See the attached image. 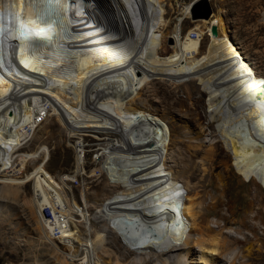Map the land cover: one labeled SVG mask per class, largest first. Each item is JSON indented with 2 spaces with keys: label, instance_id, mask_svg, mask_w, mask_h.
Segmentation results:
<instances>
[{
  "label": "rangeland",
  "instance_id": "rangeland-1",
  "mask_svg": "<svg viewBox=\"0 0 264 264\" xmlns=\"http://www.w3.org/2000/svg\"><path fill=\"white\" fill-rule=\"evenodd\" d=\"M52 1H30L31 8H34L33 11H36L40 17L38 18L41 19L39 21H45L44 25L52 29L53 40H56L52 44L48 42V47L44 48L47 52H44L43 56L54 62L57 60V64L51 63L55 69L51 67L49 70L54 71L52 73L54 78L62 79L65 75L69 77L73 75V78H76L74 77L77 74L75 69H78L80 64L77 61L78 54L70 48L71 46L65 45L63 40L72 43L78 32L71 26L72 24H69L70 17L66 13V8L60 7L61 0ZM190 1L162 0L157 4L156 0H153L143 19L146 43H152L158 53L161 51L159 56L163 58L174 50L173 47L176 44L174 31L179 29L184 39L189 37V33L195 36L193 33L195 29L199 33L197 39L200 40V49L203 53L212 36L209 25L216 17H219L228 36L235 42L240 52H243L242 55H245L244 58L249 63L254 79H258L264 88V0H210L208 4L211 16L209 18L203 17L200 10L192 11L194 6L196 7L195 4L189 6V12H187L189 14L182 16L181 7L186 6ZM203 19H210V23L208 21L204 23L201 21ZM217 25L214 35L217 34ZM105 33L111 40L112 35ZM81 37L85 38V36ZM9 68L8 57L0 51V78L7 77ZM209 68L203 70L206 71L204 76L213 74V70L211 73ZM49 71L45 73V76L52 77ZM125 75L119 99L126 101L134 97L137 101L144 102L147 96L149 106L163 108L166 104L175 110L168 113L175 115L174 118L179 126L176 129V141L172 148L163 151L170 163L178 165L182 157H187L190 162L198 165V172L201 174L207 177L213 174L210 181L203 184L194 177L187 185L183 178L176 180L178 185L180 184L181 191L183 189L180 195L189 198V200L182 198L181 201L192 204L195 211L200 210L197 212V217L202 216L197 219L196 224L190 222L187 226L181 227L187 230L188 233L185 235L190 236L187 239L190 251L192 246L195 250L198 249L197 241L200 239L203 240V246H211L212 237L216 235L219 238L218 245L221 250L224 249V245H229L230 251L234 249V256L236 252H239L243 263L264 264V132L263 135H257L247 128L241 131L229 128L239 117H236L237 111L231 106L230 97L227 96L229 93L225 92V88L217 92L220 97L219 104L211 99L209 90L213 89L215 79H213L214 82L211 80L209 85H204L199 79L201 76L196 73L188 77L185 75L187 78L185 76H182L185 78H176V80H170L167 77L148 81L145 79L142 89H139V86L129 82V76ZM154 88L157 89V94ZM69 95L74 102L76 99L74 94ZM161 99L162 102H160ZM43 106L47 108L49 104L45 102ZM221 106L225 110L234 109L232 115L235 120L223 118L218 108ZM5 111L4 117L9 115L8 108ZM42 117L41 111V115L35 118V124L38 125L34 128L37 131L34 128V131L31 130L32 135L26 136L24 140L27 142L17 152L21 155L14 157L15 153H13V158H10L7 166L0 170V264H78L77 260L82 255V252H78L79 245H90L91 242L92 249L88 252L90 264H164L159 260L162 256L157 253L160 247L145 246L147 241L143 235L148 234L150 225L146 224L139 228L135 226L134 220L144 219L143 214L140 213L142 210L138 211L133 202H129V205L125 204L117 212L109 209L108 203L112 199L116 206L119 205L117 196L122 197L125 189L118 186L113 192L118 176L103 168L100 171L98 169L105 159L107 161L106 156L99 157L101 155L99 152H104L106 137L98 132V138H103V143L88 137L85 141L86 146L83 148L84 143L81 137H84V133L89 134L90 128L87 129L89 133L85 130L78 131L77 128L68 130L63 123L64 120L62 121L58 116L52 115L46 120ZM155 118L163 125L168 140L169 118L163 117L162 114ZM90 119L92 120V117ZM106 122L109 121H104L101 125ZM17 131L18 129L14 126L7 136L0 135V150L13 147L20 142ZM40 147H43L45 151H41L38 158L29 160L27 163L23 160L28 154L39 151ZM78 148L82 154L80 168ZM42 160L44 161L41 164ZM92 160H94L93 164ZM201 162L204 163L205 170L202 169ZM211 163L212 168L209 166ZM36 167H40L44 178L43 188L45 185L49 187L47 189L60 187L59 190L67 194L70 203L77 204L71 205V212L76 214L69 215L68 212H61V202H49V206L54 205L50 210L60 212L57 213L56 230L63 232L62 237L65 243L52 238L46 230L43 213L39 215L41 210L44 211V215L49 214V209L47 207L43 209L40 203H37V198L35 200L36 188L32 174ZM229 168L231 171L227 173ZM91 171L94 173L92 179L88 177ZM64 174L70 175L71 179L67 181L60 176ZM174 183L176 186V182L172 180L168 188H165L161 202L169 196L172 202L177 204V196L174 193L179 188L176 186L177 189L175 188L172 193ZM185 185L188 189H185ZM50 193L54 194L55 190L47 191V199L54 200ZM65 200H63L64 204ZM145 217L148 220V216L145 215ZM208 224L213 227L210 233L204 232ZM164 226V229L160 228L161 225L150 229L156 232L157 239L169 235L168 232L172 230V224L169 225V229L166 228V224ZM174 228L175 233L180 229L176 225ZM98 234L101 237H96ZM110 235L112 237H109ZM146 236L149 239L152 238V236ZM184 238L185 236L180 235L173 241L179 243V240L182 242ZM154 241L156 239L151 240V242ZM168 241L170 240L166 238L163 245L168 244ZM66 246H70V250ZM68 251L77 255L74 257L67 253ZM194 254L192 253V256ZM176 259V255L171 254L169 261L167 259L168 262L165 261V264H184L183 260L177 263ZM83 264H89V261L85 260ZM188 264L195 263L188 260Z\"/></svg>",
  "mask_w": 264,
  "mask_h": 264
},
{
  "label": "bare ground",
  "instance_id": "bare-ground-1",
  "mask_svg": "<svg viewBox=\"0 0 264 264\" xmlns=\"http://www.w3.org/2000/svg\"><path fill=\"white\" fill-rule=\"evenodd\" d=\"M30 1L0 0V51L10 61L7 77L0 78V135L7 136L11 128L16 126L20 137V142L13 147L0 150V170L7 166V162L13 158V153H15L14 157L21 155L17 152L27 142L24 140L26 136L32 133L31 130L34 126L38 125L35 124V118L37 115H41V111L45 120L52 115L64 120L63 123L68 130L77 128L78 131L88 132L87 129L90 128L91 134L84 133V137H81L84 143L83 148L86 146L85 141L88 137L103 143V138H98V132L106 137L103 146L104 152H99L101 154L99 157L106 156L107 161L105 159L102 167L99 166L98 169L100 171L103 168L118 176L113 192L118 186L125 189L122 195L124 200L117 196L118 206L113 199L110 200L109 205L107 204L109 209L112 212H117L125 204L129 205V202H133L138 211L142 210L140 213L144 217L143 220H134L136 228L149 224L150 229H154L158 225L164 229L166 224V228L169 229V225L172 224V230L168 232L169 235L163 234V238L157 239L156 232L150 229L147 230L148 234L143 235L147 241L145 246L160 247L157 249V253L162 256L159 259L161 262L163 261L165 264L172 254L176 255L177 263L183 260L184 264H188V260H190L195 264H242L243 260H240L239 252H236L234 256V249L230 251L229 245H224L223 250L219 248V238L216 235L212 237L211 246H203V240L200 239L197 241L198 249L195 250L192 246V251H190L187 242L190 236L185 235L188 232L181 227L187 226L190 222L196 224L197 219L202 216L199 214L200 216L197 217V212L200 210L195 211L192 204L189 205L181 201L182 198L188 200L189 198L180 195L183 189L181 191L180 184L178 185L176 180L183 178L187 185L194 177L203 184L210 181L213 174L208 177L201 174L198 172V165L190 162L187 157H182L180 164L172 165L165 156L166 154L164 155L163 151L172 148L176 141V129L179 126L174 118L175 115L169 114L175 110L166 104L163 105V108L149 106L150 102L147 96H145L144 102L137 101L134 97L128 98L126 101L119 99L125 74L129 76V82L135 83V86L137 84L139 89H142L145 79L148 81L149 79H165L167 77L170 80H176V78L185 75L188 77V75L196 73L201 76L199 79L203 81L204 85H209L211 80L215 79L216 82L209 93L211 99L216 100L217 104H219L218 99L220 98L217 93L219 89L225 88V92L229 93L227 96L230 97L231 106L237 111L236 117H239V120L236 121L239 125L231 124L230 129L241 131L243 128H247L257 135H263L264 88L258 79H254L251 69H249V63L244 58L245 55H242L243 52H240L235 42L228 36L220 18L216 17L209 25L216 26L218 24L217 34H212L203 53L200 49V40L197 39L198 31L193 29L194 32H192L195 36H191L189 33V37L182 39L181 32L177 29L174 31L176 39L174 50L166 54V57L160 58L161 51L158 53L152 43H146L147 39L143 29L145 13L153 0H61L60 7L66 8V13L71 21L69 24H72L71 26L78 32L72 43L64 40L63 42L77 52V61L80 64L79 67L77 66L78 69H75L77 70V74L74 76L76 78H73V75L72 77L65 75L66 77L63 76L62 79H56L52 74L54 71L49 70L51 67L54 68L51 63L57 64V60L54 62L43 56L44 52H47L44 48L48 47V42L52 44L56 40H53L52 29L44 25L45 21H39L41 19H39L38 13L33 11L34 8H31ZM160 1L162 0H156V3L159 4ZM195 1L191 0L186 6L181 7L182 16L189 14L187 13L189 6L194 5ZM210 16L211 14L207 18ZM201 21L210 23V19ZM105 32L112 35L111 40L110 37H106L107 33ZM78 34H82L81 36H85V38L83 39ZM210 66L212 68H209ZM207 68L209 71L211 70V73L213 70V74L204 76L206 71L203 70ZM48 71L53 78L45 76ZM56 72L58 71L56 70ZM62 74L65 73L62 72ZM68 75L70 74L68 73ZM154 90L157 94V89L154 88ZM71 93L76 97L74 102L72 96L69 95ZM162 101L161 99L160 102ZM45 102L49 104V107L43 106ZM222 106L218 108L223 118L235 120L232 115L234 109L229 110L228 107V110H225ZM7 108L9 115L4 117ZM159 114L169 118L168 140L163 125L155 118ZM89 117H92V120ZM51 121L53 122V120ZM104 121L109 122L101 125ZM46 123L48 122L46 121ZM50 123L49 125H51ZM41 151L44 152L45 149L40 147L39 151L28 154L27 158H23V160H26L27 163L29 160L38 158ZM77 155L80 157V168L82 167V154H80L79 148ZM43 161L40 163L42 164ZM91 163L93 164L94 160ZM203 165L204 163L201 162L202 169L205 168ZM209 166L212 168V163ZM76 168L75 165V170ZM230 168L227 173H230ZM89 173L91 175L88 174L90 175L88 177L92 179L94 173L92 171ZM32 175L36 188L35 200L37 198L36 201L40 203V207L44 209L48 206L50 210L54 205L49 206V202L59 201L62 205L61 212H68L69 215L76 214L71 212V205L77 204L70 203L67 194L63 190H59L60 187L47 189L49 187L45 185L43 188L45 181L40 167H36ZM60 176H63L67 181L71 179L70 175ZM172 180L179 188L178 190L174 183L172 193L176 188L177 192L174 194L177 196V204L173 203L169 196L163 198L164 200L161 202L164 190L168 188ZM219 180L221 179L219 178ZM186 185L185 189H188ZM48 190L49 192L55 190L54 194L50 193L54 200L47 199ZM63 200H65V204ZM42 213L43 210L39 215ZM145 215L148 216V220ZM68 218L70 219V216ZM56 219L55 231L57 232ZM190 219L191 221H189ZM175 225L180 228L178 234L173 231ZM212 229L213 227L208 224L204 232L210 233ZM146 235L152 236V238L149 239ZM180 235L185 236L184 241L179 240V243H175L173 239L177 240ZM99 236L101 237L100 234L96 237ZM166 238L170 241L163 245ZM58 239L64 242V237L60 236ZM154 239L156 241L151 242ZM93 242L95 243V240ZM192 253L196 255L192 256ZM163 255L166 256L163 257ZM223 257L225 258L223 259ZM226 258L228 259L225 260ZM85 260L90 264L88 253L82 254V264Z\"/></svg>",
  "mask_w": 264,
  "mask_h": 264
},
{
  "label": "built area",
  "instance_id": "built-area-1",
  "mask_svg": "<svg viewBox=\"0 0 264 264\" xmlns=\"http://www.w3.org/2000/svg\"><path fill=\"white\" fill-rule=\"evenodd\" d=\"M193 1V0H192ZM195 1V0H194ZM198 1V0H196ZM195 1V2H196ZM207 2V4L209 3L210 0H205ZM209 5V4H208ZM48 208V206H46ZM49 209V208H48ZM56 213H52L49 210V214L44 215V211H43V218L45 220V225H46V230L47 232L52 236L53 239H58V237L62 236L61 234H63V232H56L55 231V219H56ZM65 230V227L63 226V231ZM69 249V246H66ZM91 245H79V250L78 252H82V254H87L90 250H91ZM69 253V251L67 252ZM70 254H74L73 256L75 257L77 255V253H70ZM78 264H82V255L81 258H79L77 260Z\"/></svg>",
  "mask_w": 264,
  "mask_h": 264
},
{
  "label": "water",
  "instance_id": "water-1",
  "mask_svg": "<svg viewBox=\"0 0 264 264\" xmlns=\"http://www.w3.org/2000/svg\"><path fill=\"white\" fill-rule=\"evenodd\" d=\"M45 1L53 2L52 0H45ZM194 4L196 5V7H194L192 11L200 10L201 14H203V17L205 18L210 15V9H209L210 7L205 0H198ZM196 8H199V9H196ZM210 30H211V33L213 34L215 31V25H211Z\"/></svg>",
  "mask_w": 264,
  "mask_h": 264
},
{
  "label": "clouds",
  "instance_id": "clouds-1",
  "mask_svg": "<svg viewBox=\"0 0 264 264\" xmlns=\"http://www.w3.org/2000/svg\"><path fill=\"white\" fill-rule=\"evenodd\" d=\"M237 47V46H236Z\"/></svg>",
  "mask_w": 264,
  "mask_h": 264
}]
</instances>
